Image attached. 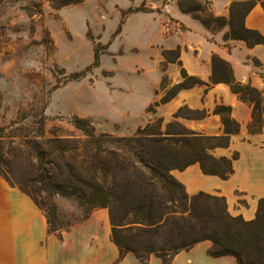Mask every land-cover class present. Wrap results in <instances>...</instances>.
<instances>
[{"label": "rangeland", "instance_id": "rangeland-1", "mask_svg": "<svg viewBox=\"0 0 264 264\" xmlns=\"http://www.w3.org/2000/svg\"><path fill=\"white\" fill-rule=\"evenodd\" d=\"M179 1L82 0L56 9L50 0H0V176L34 192L42 186L39 180L55 174L49 161L83 162L90 169L94 152L85 150L86 136L73 124L76 117L89 121L97 134L119 138L158 118L164 119L163 131L178 122L205 136L215 131L220 136L221 120L213 114L223 102L206 86L182 90L170 104L148 110L163 96V79L169 86L182 81L181 68L164 63L166 50L179 49L188 74L210 82L213 56L221 57L214 49L227 44L232 53L235 45L221 39L227 26L204 25L183 12ZM198 1L203 15L230 19L218 14L215 0ZM98 47L99 66L68 81L95 61ZM248 59L264 78V63ZM49 191L36 196L55 206L58 222L73 226L90 211L91 203L79 197Z\"/></svg>", "mask_w": 264, "mask_h": 264}, {"label": "trees", "instance_id": "trees-1", "mask_svg": "<svg viewBox=\"0 0 264 264\" xmlns=\"http://www.w3.org/2000/svg\"><path fill=\"white\" fill-rule=\"evenodd\" d=\"M50 1L54 8L60 9L82 0ZM259 3L264 8V0L234 2L229 20L203 15L205 8L198 0H181L179 7L208 27L213 23L221 28L229 25L226 39L244 41L253 48L264 45V36L256 30L247 29L244 20ZM99 47L95 51V61L84 71L69 75L68 81L79 80L87 75L91 67L99 66L102 54ZM180 56L179 49L164 52L165 64H176L181 68L182 81L169 86L168 79H163V96L150 105L149 111L169 103L182 90L196 86L211 88L212 85L225 83L242 102L252 106V121L248 126L250 133L263 131L262 91L251 84L238 82L232 65L218 55L213 56L211 84L189 75L183 68ZM181 112L182 108L174 118L179 117ZM214 114L222 118L225 126L223 135L205 136L178 122L169 123L166 131H163L164 119L158 118L154 123L140 128L133 136L119 138L97 134L89 121L76 117L73 124L86 136L85 150L94 152L91 168L86 169L83 162H64L61 165L56 160L49 161L52 165L50 170L55 174L46 177V182L45 179L39 180L42 186L37 191L22 190L45 213L49 231L58 235L70 230L72 225L58 222L55 206L38 200L36 195L46 189L50 193L79 197L91 203L90 211L86 212L83 220L94 208L108 209L112 240L120 251L119 261L126 254L134 253L143 264H147L152 256L161 258L164 264H170L181 251L208 240L212 243L209 250L212 256L232 255L239 264H264V198L259 200L255 219L245 220L241 215L234 216L229 212L224 196L205 192L189 195L185 186L172 174L174 170L182 171L198 163L205 174L225 180L232 175L233 161L238 155L232 158L216 157L212 151L229 147L231 135L240 131V124L233 118L230 106L218 105ZM203 118L205 115L197 119ZM172 126L177 129L171 130ZM103 155L112 159L103 158ZM6 180L11 184L8 178Z\"/></svg>", "mask_w": 264, "mask_h": 264}, {"label": "crops", "instance_id": "crops-1", "mask_svg": "<svg viewBox=\"0 0 264 264\" xmlns=\"http://www.w3.org/2000/svg\"><path fill=\"white\" fill-rule=\"evenodd\" d=\"M237 1L245 0H215L218 14L230 18V5ZM182 16L187 17L186 14ZM244 25L264 36V8L260 3L245 17ZM226 26L221 31L224 41L230 30L229 25ZM228 40L235 42L232 53L227 44H223L221 49H214V52L232 65L238 82L251 84L264 96V78L257 75L248 59L253 56L264 63V45L250 48L244 41ZM208 76L212 78V73L206 79L211 84ZM211 93L213 98L232 108L233 118L241 125L240 131L231 135L229 147L215 149L220 157L238 155L233 161V173L225 180L203 173L200 164L196 163L182 171L174 170L172 174L185 186L189 195L205 192L224 196L232 215L253 220L259 200L264 198V129L260 133H250L248 126L252 121L253 108L242 102L229 85H212ZM220 120L223 135L225 126L221 117ZM218 132L212 134L218 136ZM211 247V241H202L191 249L181 251L170 264H239L232 255H210ZM119 259V248L112 240L108 209L94 210L86 219L61 235L51 233L46 215L34 199L0 176V264H115ZM118 264L143 263L134 253H128ZM147 264L164 263L161 258L152 256Z\"/></svg>", "mask_w": 264, "mask_h": 264}]
</instances>
